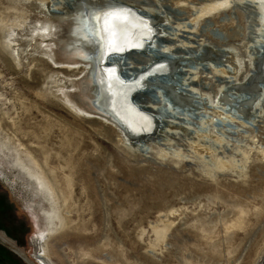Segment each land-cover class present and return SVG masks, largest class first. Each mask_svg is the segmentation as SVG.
<instances>
[{
  "label": "rangeland",
  "instance_id": "1",
  "mask_svg": "<svg viewBox=\"0 0 264 264\" xmlns=\"http://www.w3.org/2000/svg\"><path fill=\"white\" fill-rule=\"evenodd\" d=\"M75 1L0 0V210L21 231L0 230L50 264H264V0H113L155 29L122 70L168 65L134 94L153 108L134 137L49 35Z\"/></svg>",
  "mask_w": 264,
  "mask_h": 264
},
{
  "label": "bare ground",
  "instance_id": "2",
  "mask_svg": "<svg viewBox=\"0 0 264 264\" xmlns=\"http://www.w3.org/2000/svg\"><path fill=\"white\" fill-rule=\"evenodd\" d=\"M112 5H115L116 8H127L131 11L130 14L127 15L126 23L110 21L107 12L101 17L100 27L103 29L102 40L104 54H100L101 36L95 35L93 31L95 21L91 19L90 14L95 9H106ZM64 16L65 18L62 17L64 18L62 19L63 21L56 25L60 31L52 27L48 32L50 36L57 37V40L62 41V44H60L61 51L67 52L71 56V53L76 55L80 52L87 53L86 59H80L87 64V75L85 78L88 82L87 94L89 95L90 100L89 98L87 99L89 100V105H91L94 110L106 113L109 112L113 119L133 134L149 132L153 124L151 113L153 108L145 107L144 109H147L144 110L137 104L136 106L133 103L134 96L131 97L130 94L133 93L135 89L143 86L145 82L144 77L146 75L158 71L161 72V70L168 71V65L164 62V59L161 58L156 61L153 60L155 62H152L148 66L136 68L134 71H127L124 73L125 75L119 74L118 70L121 68L119 58L125 53L135 51V49L136 51L142 50L145 42L148 41H146V37L154 33L153 31L155 29L153 27L154 24H152V21L150 20L151 18L149 19L145 13L134 9V7L129 4L127 5L113 0H87V3L85 0H76L66 9V14ZM82 17H86V19L83 20V28L81 26ZM109 22L112 23L113 27H108ZM63 25L65 27H63ZM63 29H66V32H63ZM182 31L188 32L186 30ZM111 40H115L114 45L109 44V41ZM52 45L53 44L50 45V51H53V48L51 49ZM109 52L110 54L107 55ZM96 61L100 62L101 71L98 70L95 72L97 69ZM256 61L258 62V60ZM126 68L129 69V67ZM76 86L77 83L74 88H77ZM80 88L82 89V87ZM100 94L102 95V98L99 96ZM139 98V95L135 98L137 103L141 102ZM182 100H184L183 97ZM104 119H106L105 122ZM109 119L110 118L101 115L98 120L104 123H107V121L112 122V120ZM56 214L57 213L53 214V216H51L52 214H48L49 216L48 218L46 216V219L49 220L47 221L52 223L51 217L53 218ZM44 237H47L46 232ZM0 242L5 244L27 264H50L44 257L43 244L38 241L37 237L29 236V249L26 253L24 249L16 246L12 240L5 238V236L1 234Z\"/></svg>",
  "mask_w": 264,
  "mask_h": 264
},
{
  "label": "snow or ice",
  "instance_id": "3",
  "mask_svg": "<svg viewBox=\"0 0 264 264\" xmlns=\"http://www.w3.org/2000/svg\"><path fill=\"white\" fill-rule=\"evenodd\" d=\"M87 3V0H85ZM223 6V5H221ZM130 9L127 8H116L115 5L109 6L106 9H95L91 12V19L95 21V27L93 29L95 35L101 36V44H100V54L103 53V40H102V33L103 29L100 27V19L101 17L107 12L109 14V19L110 21H116L118 23H126L127 21V15L130 14ZM123 14V15H122ZM86 19V17L81 18V26L83 28V20ZM108 27L111 28L113 27L112 23H108ZM115 35V34H114ZM109 44L114 45L115 40L109 41ZM120 50V49H117ZM80 58H87V53L86 52H80L79 53Z\"/></svg>",
  "mask_w": 264,
  "mask_h": 264
},
{
  "label": "flooded vegetation",
  "instance_id": "4",
  "mask_svg": "<svg viewBox=\"0 0 264 264\" xmlns=\"http://www.w3.org/2000/svg\"><path fill=\"white\" fill-rule=\"evenodd\" d=\"M0 212H1L0 218L3 221H6V218H8L10 220L9 222L11 224V227H12V229H13V231L15 233L18 232V231H21L20 230L21 229V223L19 221H17L16 219L14 220V218L12 216H10V213H9V210L8 209H6L5 212H2L0 210ZM16 221L18 222V224L16 223ZM5 229L6 230H9V228L7 227V225L5 226ZM0 234L3 235V236H5V237L10 238L2 229L0 230ZM10 239H12V238H10ZM13 241L16 243L15 240H13ZM16 245H17V243H16ZM28 249H29V247H28ZM28 249H26V251ZM0 264H17V263L4 250H1V253H0Z\"/></svg>",
  "mask_w": 264,
  "mask_h": 264
},
{
  "label": "water",
  "instance_id": "5",
  "mask_svg": "<svg viewBox=\"0 0 264 264\" xmlns=\"http://www.w3.org/2000/svg\"><path fill=\"white\" fill-rule=\"evenodd\" d=\"M100 58V57H99ZM98 58V59H99ZM96 70H95V72L96 71H100V62L99 61H96ZM151 74H149L148 76H150ZM101 98H102V95L100 94L99 95ZM104 98V97H103ZM97 112V111H96ZM98 114H100V115H103V116H105L106 118H110L109 120H112V122L116 125V126H119V128L125 133V134H127V135H129V136H134V135H136V134H133V133H131L129 130H126L125 129V127L123 126V125H121V124H119V122H117L115 119H113L111 116H110V113L109 112H97Z\"/></svg>",
  "mask_w": 264,
  "mask_h": 264
},
{
  "label": "trees",
  "instance_id": "6",
  "mask_svg": "<svg viewBox=\"0 0 264 264\" xmlns=\"http://www.w3.org/2000/svg\"><path fill=\"white\" fill-rule=\"evenodd\" d=\"M1 250H4L3 248H0ZM5 251V250H4Z\"/></svg>",
  "mask_w": 264,
  "mask_h": 264
}]
</instances>
